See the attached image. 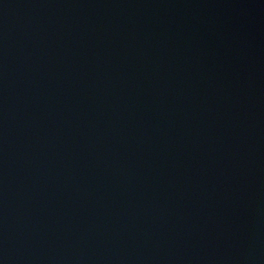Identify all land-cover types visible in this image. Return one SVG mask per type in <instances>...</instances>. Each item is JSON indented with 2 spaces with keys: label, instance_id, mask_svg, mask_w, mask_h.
Segmentation results:
<instances>
[{
  "label": "water",
  "instance_id": "95a60500",
  "mask_svg": "<svg viewBox=\"0 0 264 264\" xmlns=\"http://www.w3.org/2000/svg\"><path fill=\"white\" fill-rule=\"evenodd\" d=\"M0 264H264V0H0Z\"/></svg>",
  "mask_w": 264,
  "mask_h": 264
}]
</instances>
